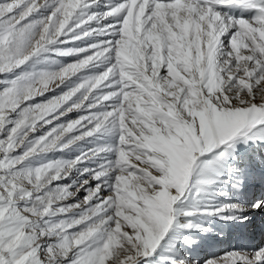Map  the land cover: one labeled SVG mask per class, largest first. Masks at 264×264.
<instances>
[{"label":"snow or ice","instance_id":"6c2138e0","mask_svg":"<svg viewBox=\"0 0 264 264\" xmlns=\"http://www.w3.org/2000/svg\"><path fill=\"white\" fill-rule=\"evenodd\" d=\"M264 0H0V264H264Z\"/></svg>","mask_w":264,"mask_h":264},{"label":"rangeland","instance_id":"374dc122","mask_svg":"<svg viewBox=\"0 0 264 264\" xmlns=\"http://www.w3.org/2000/svg\"><path fill=\"white\" fill-rule=\"evenodd\" d=\"M249 233L228 234L224 239L218 240L212 245L206 247L203 254L206 256L222 255L224 252L232 249L233 247H240L243 244L251 246V245H259L261 243H264V232H261L259 229H257L255 231H250ZM248 237H253V240L254 239L255 240L248 242L250 239V238L248 239Z\"/></svg>","mask_w":264,"mask_h":264},{"label":"bare ground","instance_id":"6f19581e","mask_svg":"<svg viewBox=\"0 0 264 264\" xmlns=\"http://www.w3.org/2000/svg\"><path fill=\"white\" fill-rule=\"evenodd\" d=\"M249 233V232H248ZM250 234V233H249ZM253 234V233H252ZM251 236V235H250ZM250 238H253V237H250Z\"/></svg>","mask_w":264,"mask_h":264}]
</instances>
